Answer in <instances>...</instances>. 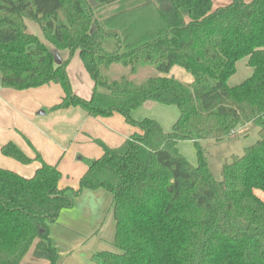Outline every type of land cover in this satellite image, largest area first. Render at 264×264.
<instances>
[{
	"label": "trees",
	"instance_id": "1",
	"mask_svg": "<svg viewBox=\"0 0 264 264\" xmlns=\"http://www.w3.org/2000/svg\"><path fill=\"white\" fill-rule=\"evenodd\" d=\"M94 1L0 0V85L57 83L65 96L52 111L119 113L142 132L118 147L102 144L77 188H60L57 164L38 152L30 158L13 142L3 144V156L40 165L31 177L0 167V264H20L32 247L35 257L56 264L49 225L83 189L99 187L112 194L115 220V250L97 252L99 264H264V201L255 194L264 191V0L217 8L213 0ZM25 20L67 59L56 64L54 52L26 33ZM76 51L94 84L89 99L70 88L66 66ZM242 59L251 74L229 86ZM114 64L128 75H112ZM146 65L157 75L136 83L132 76ZM174 66L192 81L169 75ZM147 101L177 107L170 131L132 117ZM247 125L258 129V139L225 159L216 180L207 146ZM186 140L194 144L195 165L177 148Z\"/></svg>",
	"mask_w": 264,
	"mask_h": 264
},
{
	"label": "crops",
	"instance_id": "2",
	"mask_svg": "<svg viewBox=\"0 0 264 264\" xmlns=\"http://www.w3.org/2000/svg\"><path fill=\"white\" fill-rule=\"evenodd\" d=\"M218 1L214 5L213 0V8L228 4L227 0ZM80 64L81 66L74 67L70 59L66 72L70 85L72 80L77 84L78 89L72 92L83 99H89L94 84L81 59ZM240 69L243 70L242 76H250L251 69L246 66L245 59H242L236 63V72L227 81L229 86L242 82L243 79L237 81L235 76ZM64 96L63 88L57 83L23 90L0 85V147L7 142H13L28 157L34 158L35 153L38 152L45 162L57 164L56 158L63 152L65 142L71 138L72 132L77 128L81 130L74 135V140H80V144L74 151L82 154L77 157V161L85 158L97 159L103 154L102 144L110 148L118 147L131 134L142 132L139 128L128 124L119 113H113L107 117H90L80 107L52 111V106ZM149 103L152 104L148 105ZM157 104L151 101L145 102L132 112V117L135 120L144 119V117H137V111L142 107H147V110L158 108ZM172 114L174 116L171 128L179 115L178 109L172 110ZM155 120L164 129V123L160 119ZM249 127L250 125L238 128L234 136ZM171 128L164 130L170 131ZM188 142L193 144L188 140L180 141L177 148L180 144ZM209 146L211 144L207 147ZM196 160L189 162L195 165ZM39 165L38 161L22 164L15 159L3 156L0 152V167L12 170L21 176L31 177ZM255 194L264 201V191L256 190ZM49 230L50 241L58 253L56 264H99L94 257L97 252L114 250L115 220L112 194L103 187L83 189L78 196L74 197L70 208L60 210L56 222L49 225ZM20 264L50 263L46 259L35 257L32 247Z\"/></svg>",
	"mask_w": 264,
	"mask_h": 264
},
{
	"label": "rangeland",
	"instance_id": "3",
	"mask_svg": "<svg viewBox=\"0 0 264 264\" xmlns=\"http://www.w3.org/2000/svg\"><path fill=\"white\" fill-rule=\"evenodd\" d=\"M228 1L230 2V0H227L226 3H229ZM247 1L249 2L251 0H247ZM218 2H219L218 0H214V5H216V3ZM109 10L110 8H106L101 13L107 14ZM25 23H26V33L32 36H36L54 52L56 64H60L67 59L68 52L65 50H57L45 37L43 31L35 22L31 20H25ZM71 61L74 67L75 65L81 66L78 51L74 53V55L71 58ZM101 71L102 73H105V68H102ZM242 71L243 70L240 69L239 73L235 75L237 76V81H239L240 79L244 80L245 78H247L245 76H242ZM111 74L114 75L115 77H118L122 74L128 75V70L127 68L122 67L119 64H114L111 68ZM152 75H157V72L152 66L146 65L139 67L138 71L136 72V74L132 76V78L136 83H140ZM169 75L178 78L180 81L184 83H189L192 81V77L187 72H185L184 70H182L180 67L177 66L171 69ZM88 80L89 82H91L90 79ZM70 86L72 91L78 89L76 82H74L73 80ZM151 104L152 103H149L148 105ZM157 105L159 107L154 108L152 110L150 109L147 110L146 109L147 107H142V109L137 111V117L160 119L164 123L163 125L164 129L169 130L171 128V121H173V116H174V114H172V110L177 111V108L175 106H167L160 104ZM80 130H81L80 128L79 129L77 128L75 131L72 132L71 138H69L65 142V146H64L65 148L63 152L55 160L57 163V167L61 173V178L59 180V187L61 188H77L79 186L81 177L84 175L87 169L86 168L87 159L85 158L83 160L77 161L76 160L77 157L82 156V154H79L77 152L75 153L74 151L77 145L80 144V140H74L75 139L74 135L79 133ZM257 130L258 129L256 127L250 126L248 130L243 129L241 133H238L236 136H233L230 140H226L224 142L215 145L211 144V146L206 148L207 150L205 152V157L209 169L211 170L216 180L220 179V172H221L223 159L226 158L227 161H230L231 155L240 156L243 153V149L245 147L252 145L258 139ZM203 145H207V142L204 141ZM178 150L184 157H186L188 161H195V159H197L196 152L192 151V150L195 151V147L190 142L180 144ZM33 151L36 150L33 149Z\"/></svg>",
	"mask_w": 264,
	"mask_h": 264
},
{
	"label": "water",
	"instance_id": "4",
	"mask_svg": "<svg viewBox=\"0 0 264 264\" xmlns=\"http://www.w3.org/2000/svg\"><path fill=\"white\" fill-rule=\"evenodd\" d=\"M91 6H95L96 2L94 0H89ZM40 114H44V112H39Z\"/></svg>",
	"mask_w": 264,
	"mask_h": 264
}]
</instances>
